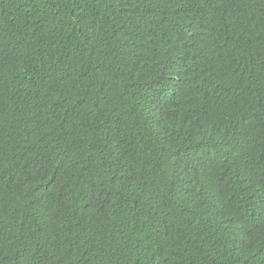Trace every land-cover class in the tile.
I'll return each instance as SVG.
<instances>
[{
  "label": "trees",
  "instance_id": "16d2710c",
  "mask_svg": "<svg viewBox=\"0 0 264 264\" xmlns=\"http://www.w3.org/2000/svg\"><path fill=\"white\" fill-rule=\"evenodd\" d=\"M0 264H264V0H0Z\"/></svg>",
  "mask_w": 264,
  "mask_h": 264
}]
</instances>
